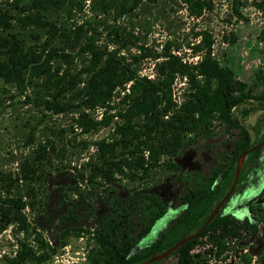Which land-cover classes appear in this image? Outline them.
I'll list each match as a JSON object with an SVG mask.
<instances>
[{
    "label": "rangeland",
    "instance_id": "1",
    "mask_svg": "<svg viewBox=\"0 0 264 264\" xmlns=\"http://www.w3.org/2000/svg\"><path fill=\"white\" fill-rule=\"evenodd\" d=\"M133 2L84 0L79 6L72 3L47 12L56 28L53 36L49 26L12 30L33 58L46 62L49 71L39 76L26 71L21 87L0 79V171L17 174L24 161H31L35 168L30 182L35 201L23 209L29 227L19 231L9 224L0 230V264L15 253L20 241L31 250L26 263L34 264L40 251L34 231L54 248L41 264H91L98 255L91 234L95 228L110 231L114 226L116 239L122 230L127 231L133 237L130 253L138 252L172 225L184 208L183 194L211 190L219 183L221 188L206 203L202 223L228 191L223 181L230 175L233 180L237 166L234 187L218 210L234 217L239 228L224 239L218 255L217 248L203 238L191 251L198 254L190 264H264V143L257 156L246 153L232 166L229 151L239 138L237 128L211 120L199 135H188L190 140L176 154L159 157L172 167L161 163L140 178L117 173L111 182L99 176L94 182L85 179L90 166L98 163L96 142L115 136L114 125L121 122L118 113L129 102L132 82L116 87L102 105H81L85 70L92 61L87 46L115 54L137 78L155 80L166 54L193 65L208 43L210 55L249 89V97L232 108V119L248 131L253 142L264 134V43L257 38L264 27V11L256 1L210 0V8L200 14L190 13L181 0ZM61 79L75 81L74 88L57 90ZM187 91L186 77L176 73L170 83L173 108ZM48 103L65 109L55 112ZM243 109L248 114L243 115ZM83 117L108 124L86 128ZM26 186L27 182L19 180L11 193L27 199ZM150 196L160 202L162 213L150 204ZM154 261L173 264L175 256L165 254Z\"/></svg>",
    "mask_w": 264,
    "mask_h": 264
},
{
    "label": "trees",
    "instance_id": "2",
    "mask_svg": "<svg viewBox=\"0 0 264 264\" xmlns=\"http://www.w3.org/2000/svg\"><path fill=\"white\" fill-rule=\"evenodd\" d=\"M83 1L0 0V79L21 87L25 82L26 71L30 76H39L48 72L49 66L46 62L39 63L33 58L25 50L22 40L12 30L15 28L27 30L31 27L41 29L49 26L48 30H52L51 36H53L56 34V28L53 21L47 18L46 13L66 9L72 3L79 6ZM133 1L136 5L140 0ZM181 1L192 14H200L202 9L210 8V0ZM254 1L264 11V0ZM257 38L264 43V27L259 29ZM87 48L91 52L92 61L85 70L86 79L80 93L81 105L91 108L102 105L110 99L116 87L132 80L129 87L130 94L127 95L129 102L125 109L118 113L121 122L114 125L115 136L109 140L101 139L95 144L98 163L90 166V173L85 177L88 182H94L96 176L103 178L105 182H111L117 173L140 178L161 163L166 167H172V163L161 162L159 157L170 158L176 154L190 140L188 135H199L210 126L213 119L239 130V138L229 151V161L232 166L235 165L242 151L263 139L264 134L258 141L253 142L249 138L248 131L232 119V108L249 97V89L243 81L235 78L229 67L220 65L210 55L208 43L205 45L201 59L193 65L183 63L177 55L166 54L157 66L158 77L155 80L137 78L135 72L113 53L93 50L91 46ZM32 54L34 55L33 52ZM176 73L186 77L188 91L184 100L173 108L170 83ZM262 78L264 79V72ZM56 85L57 90L69 91L74 88L75 81L61 79ZM46 106L55 112L65 109V106L60 104L48 103ZM242 114H248V109H243ZM136 118L141 121L135 123ZM81 123L85 124L86 128H90L96 124L106 125L108 121H91L83 117ZM260 149L261 146L247 154L257 156ZM18 171L17 174L0 171V190L3 192L0 193V230L9 224H15L19 231H25L29 227L23 209L31 206L35 201V189L30 183L35 176V168L31 161H24L19 164ZM19 180L27 182L24 193L27 199L17 193H11ZM231 182L232 175L223 181L224 188L229 189ZM218 184L211 190L193 189L183 194L180 202L184 204V208L172 225L150 245L138 252L130 253L133 237L127 231L122 230L119 239H116L114 226L110 231L93 229L91 234L96 242L98 255L90 260L91 264H140L186 237L190 229L198 230L206 219L205 217L202 223L199 222L205 212L206 203L212 194L221 188ZM149 198L150 204L157 207L158 214L162 213L160 202L154 197ZM239 225L234 217L221 214L217 210L200 232L168 254L175 256L173 264H190L193 257L198 254L191 251L205 238L204 240L210 242L211 246L217 248L218 255L223 248L224 239L239 228ZM34 233L40 246L34 264H41L50 258L54 248L49 247L35 231ZM61 245L64 243L62 242ZM30 254L31 250L26 243L20 241L15 253L6 259L4 264H27ZM155 263L156 261H152L148 264Z\"/></svg>",
    "mask_w": 264,
    "mask_h": 264
},
{
    "label": "water",
    "instance_id": "3",
    "mask_svg": "<svg viewBox=\"0 0 264 264\" xmlns=\"http://www.w3.org/2000/svg\"><path fill=\"white\" fill-rule=\"evenodd\" d=\"M264 143V137L261 141H259L257 144L253 145L252 147L242 151L240 153V155L237 158V161L239 160L240 157H242L244 154L248 153L251 150L256 149L257 147L261 146ZM237 174H238V166L236 167L235 170V174L233 176V180L231 182V185L228 189V191L222 196V198L217 202V204L215 205V207L211 210V212L209 213V215L206 217V219L204 220L203 224L201 225V227L193 234L188 235L186 237H183L182 239L174 242L169 248L165 249L163 252L157 254L156 256H152L150 258H148L147 260H145L144 262L140 263V264H148L154 260H156L157 257L168 254L169 252H171L172 250H174L177 246H179L180 244H182L183 242H185L186 240L192 238L194 235H196L198 232H200L209 222V220L212 218V216L217 212L218 208L220 207V205L223 203V201L227 198L228 194L232 191L235 181L237 179Z\"/></svg>",
    "mask_w": 264,
    "mask_h": 264
},
{
    "label": "flooded vegetation",
    "instance_id": "4",
    "mask_svg": "<svg viewBox=\"0 0 264 264\" xmlns=\"http://www.w3.org/2000/svg\"><path fill=\"white\" fill-rule=\"evenodd\" d=\"M225 201V200H224Z\"/></svg>",
    "mask_w": 264,
    "mask_h": 264
}]
</instances>
